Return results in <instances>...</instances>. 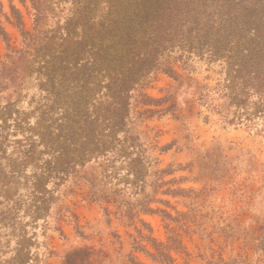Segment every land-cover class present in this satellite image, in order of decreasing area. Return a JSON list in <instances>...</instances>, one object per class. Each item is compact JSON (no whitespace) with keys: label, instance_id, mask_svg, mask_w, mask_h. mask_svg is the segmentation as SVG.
I'll return each instance as SVG.
<instances>
[{"label":"rangeland","instance_id":"374dc122","mask_svg":"<svg viewBox=\"0 0 264 264\" xmlns=\"http://www.w3.org/2000/svg\"><path fill=\"white\" fill-rule=\"evenodd\" d=\"M85 1L47 0L37 21L33 0H0V264H264V102L229 98L250 87L224 58L165 52L176 76L133 91L124 152L141 171L100 152L59 164L67 146L48 131L67 104L52 82Z\"/></svg>","mask_w":264,"mask_h":264},{"label":"trees","instance_id":"16d2710c","mask_svg":"<svg viewBox=\"0 0 264 264\" xmlns=\"http://www.w3.org/2000/svg\"><path fill=\"white\" fill-rule=\"evenodd\" d=\"M46 2H32L37 21L44 20ZM99 5L100 0H86L65 21L59 39L62 72L57 85L53 78L52 87L57 88L55 100L59 97L67 106L53 120L56 125L50 124L48 134L63 138L61 145L68 152L56 163L70 166L82 152L90 155L89 160L100 152L113 165L133 164L138 172L142 170L143 155L124 152L130 104L133 91L147 84L153 73L163 70L176 76L162 56L165 52L179 50L177 59L189 58L194 51L210 59H226L228 70L250 87L244 95L230 92L229 98L252 99L254 89L258 93L254 106L264 102V0H117L104 11ZM18 24L24 40L31 41L20 17ZM95 91L103 94L97 96ZM143 95L146 102L154 101ZM205 96L202 93L201 99ZM162 256L172 263L168 253Z\"/></svg>","mask_w":264,"mask_h":264}]
</instances>
